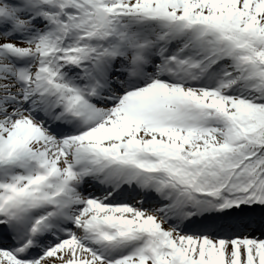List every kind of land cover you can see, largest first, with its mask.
I'll use <instances>...</instances> for the list:
<instances>
[{"label": "snow or ice", "instance_id": "6c2138e0", "mask_svg": "<svg viewBox=\"0 0 264 264\" xmlns=\"http://www.w3.org/2000/svg\"><path fill=\"white\" fill-rule=\"evenodd\" d=\"M0 264H264V0H0Z\"/></svg>", "mask_w": 264, "mask_h": 264}]
</instances>
